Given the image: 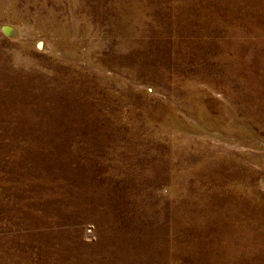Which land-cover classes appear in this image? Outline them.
<instances>
[{"label":"rangeland","instance_id":"obj_1","mask_svg":"<svg viewBox=\"0 0 264 264\" xmlns=\"http://www.w3.org/2000/svg\"><path fill=\"white\" fill-rule=\"evenodd\" d=\"M0 264H264V0H0Z\"/></svg>","mask_w":264,"mask_h":264},{"label":"bare ground","instance_id":"obj_2","mask_svg":"<svg viewBox=\"0 0 264 264\" xmlns=\"http://www.w3.org/2000/svg\"><path fill=\"white\" fill-rule=\"evenodd\" d=\"M7 33L11 36H13L15 34V36H14V38H15L18 35V30L16 28H14V29L10 28L7 30Z\"/></svg>","mask_w":264,"mask_h":264},{"label":"water","instance_id":"obj_3","mask_svg":"<svg viewBox=\"0 0 264 264\" xmlns=\"http://www.w3.org/2000/svg\"><path fill=\"white\" fill-rule=\"evenodd\" d=\"M7 32V31H6Z\"/></svg>","mask_w":264,"mask_h":264}]
</instances>
